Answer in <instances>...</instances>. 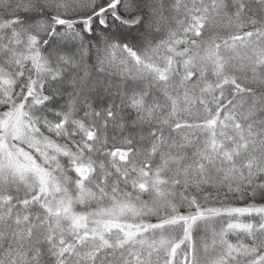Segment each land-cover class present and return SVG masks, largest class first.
Segmentation results:
<instances>
[{"label":"snow or ice","instance_id":"1","mask_svg":"<svg viewBox=\"0 0 264 264\" xmlns=\"http://www.w3.org/2000/svg\"><path fill=\"white\" fill-rule=\"evenodd\" d=\"M0 264H264V0H0Z\"/></svg>","mask_w":264,"mask_h":264}]
</instances>
